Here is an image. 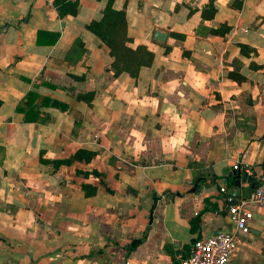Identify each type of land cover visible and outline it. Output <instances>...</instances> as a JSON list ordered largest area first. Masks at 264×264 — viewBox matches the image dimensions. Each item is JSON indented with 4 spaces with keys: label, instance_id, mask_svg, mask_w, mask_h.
<instances>
[{
    "label": "crops",
    "instance_id": "1",
    "mask_svg": "<svg viewBox=\"0 0 264 264\" xmlns=\"http://www.w3.org/2000/svg\"><path fill=\"white\" fill-rule=\"evenodd\" d=\"M54 2L0 0V264H180L233 232L221 187L264 174V0H114L154 54L136 77L87 29L108 0ZM249 207L228 264H264Z\"/></svg>",
    "mask_w": 264,
    "mask_h": 264
},
{
    "label": "built area",
    "instance_id": "2",
    "mask_svg": "<svg viewBox=\"0 0 264 264\" xmlns=\"http://www.w3.org/2000/svg\"><path fill=\"white\" fill-rule=\"evenodd\" d=\"M234 170L252 175L250 167H241L235 164ZM221 192L226 195L228 213L235 224L233 232L216 231L205 239H197L192 244L190 255L180 264H228L236 252L241 235L250 232L249 222L253 219L250 205L264 208V174L258 177L255 189L249 198L234 202L233 197L227 194V187L222 186Z\"/></svg>",
    "mask_w": 264,
    "mask_h": 264
},
{
    "label": "trees",
    "instance_id": "3",
    "mask_svg": "<svg viewBox=\"0 0 264 264\" xmlns=\"http://www.w3.org/2000/svg\"><path fill=\"white\" fill-rule=\"evenodd\" d=\"M113 2L114 0H108L101 19L92 21L87 29L110 49V55L114 58L112 68L115 69L116 76L126 72L136 77L141 68L152 64L154 54L146 46H140L136 50L129 46L131 38L127 34L126 14L122 10L114 9ZM54 4L61 15H76L78 12V0H55Z\"/></svg>",
    "mask_w": 264,
    "mask_h": 264
},
{
    "label": "water",
    "instance_id": "4",
    "mask_svg": "<svg viewBox=\"0 0 264 264\" xmlns=\"http://www.w3.org/2000/svg\"><path fill=\"white\" fill-rule=\"evenodd\" d=\"M156 38L159 39L160 41H164L165 40V34L157 32L156 33ZM241 174L242 173L240 171H237V170H232L229 173V177H231L232 180H233V186H231L229 188V191H228L229 194L235 195L236 188H238V189L240 188L241 180L242 181H246L247 180L248 182L253 181V177H247L246 175H243L242 179H241Z\"/></svg>",
    "mask_w": 264,
    "mask_h": 264
},
{
    "label": "clouds",
    "instance_id": "5",
    "mask_svg": "<svg viewBox=\"0 0 264 264\" xmlns=\"http://www.w3.org/2000/svg\"><path fill=\"white\" fill-rule=\"evenodd\" d=\"M135 134V133H134Z\"/></svg>",
    "mask_w": 264,
    "mask_h": 264
}]
</instances>
